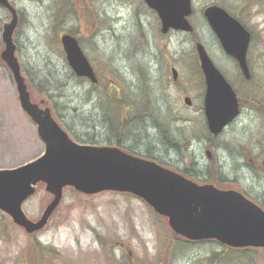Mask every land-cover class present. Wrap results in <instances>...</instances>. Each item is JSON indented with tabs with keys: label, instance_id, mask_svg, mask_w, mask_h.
Here are the masks:
<instances>
[{
	"label": "rangeland",
	"instance_id": "rangeland-1",
	"mask_svg": "<svg viewBox=\"0 0 264 264\" xmlns=\"http://www.w3.org/2000/svg\"><path fill=\"white\" fill-rule=\"evenodd\" d=\"M10 1L20 16L15 44L32 99L52 108L74 141L115 145L118 137L112 121L118 125L120 116L114 115L118 109L112 99L120 90L132 101L131 115H124L131 121V133L122 140L127 143L125 150L136 146L139 157L150 155L170 169L193 175L189 176L199 184L236 189L264 209L263 108L258 105L257 113L245 109L219 137V148L209 150L194 63L196 42H201L217 66L234 70L201 15L212 2L236 8L243 0H193L199 41L183 32L163 35L157 15L145 0ZM253 20L262 35L252 55L264 71V16L258 14ZM10 21L11 15L0 7V170L21 167L45 152L37 127L22 111L13 75L1 58L3 28ZM75 29L98 84L76 77L67 62L60 37ZM173 68L183 81L174 82ZM261 69L257 74L263 75ZM261 89L264 95V80ZM185 93L194 102L192 108L184 105L181 97ZM137 104L145 114L136 109ZM151 104L158 119L145 117ZM167 124L176 139L169 140L176 142L171 150L163 146ZM51 199L44 186H39L24 211L37 221ZM158 217L131 194L84 196L68 189L47 227L33 236L0 211V264H37V260L40 264H166L162 262L164 250L170 256L168 264H264V250L236 255L216 242H170L165 247L176 237ZM37 244L51 253H37Z\"/></svg>",
	"mask_w": 264,
	"mask_h": 264
},
{
	"label": "water",
	"instance_id": "water-1",
	"mask_svg": "<svg viewBox=\"0 0 264 264\" xmlns=\"http://www.w3.org/2000/svg\"><path fill=\"white\" fill-rule=\"evenodd\" d=\"M162 21V32L170 29L192 32L187 21L191 0H145ZM12 21L4 26L5 50L2 60L11 70L17 85L21 108L34 122L45 144V153L37 160L11 170H0V210L28 234L43 230L63 200L64 190L93 196L104 192L132 194L146 202L171 229L190 241L216 240L235 248L264 249V210L236 190H221L214 185H199L156 162L131 155L116 147L80 145L65 132L50 108L32 101L21 65L16 56L14 33L19 17L9 0H0ZM205 16L219 38L223 50L235 58L246 76L249 74L247 52L250 34L226 11L207 8ZM61 43L68 63L77 77L98 82L78 40L64 35ZM207 92L205 115L209 131L220 135L240 116L236 94L211 61L204 45L197 46ZM174 80L178 73L173 69ZM186 104L191 105L189 98ZM264 165V160H263ZM43 183L53 196L40 220L31 221L23 210Z\"/></svg>",
	"mask_w": 264,
	"mask_h": 264
},
{
	"label": "flooded vegetation",
	"instance_id": "flooded-vegetation-1",
	"mask_svg": "<svg viewBox=\"0 0 264 264\" xmlns=\"http://www.w3.org/2000/svg\"><path fill=\"white\" fill-rule=\"evenodd\" d=\"M244 1V0H243ZM241 1V5H239L236 8H232L229 6H221L220 2H212L210 5L206 6L203 11H202V15L203 18L204 17V10L209 7V6H221L232 18H234L236 21H238V23L250 34L251 37V44H250V48L248 50V55H247V63H248V68H249V74L248 76L245 75V73L243 72V70L241 69V67L239 66L238 62L232 58L227 56L224 52L223 54L225 55V57L230 60L233 63L234 66V70L228 72L225 71L224 69H222L220 66H217V64L215 63L216 67L219 69V71L222 73V75L224 76V78L226 79V81L230 84V86L232 87V89L234 90L239 105H240V111L243 115L244 110L247 109L251 112L257 113V108L258 105L260 107H262L263 109H261V113L264 114V95H263V89H261V83L264 80V71H262L260 65H259V59L253 54V45L256 42L257 37L262 35V29L259 28V24H255L253 17L257 16L258 14L260 16H264V0H245L244 2ZM226 4V2H225ZM237 9V10H235ZM19 13V12H18ZM195 12L193 10L192 16L190 17V22L192 24V26L194 27V32L193 33H187L189 35H191L193 38L199 40V34L196 31V26L195 23H193V18H194ZM206 20V19H205ZM207 21H205L206 23ZM208 25V23H206ZM208 28L211 32V35L213 36V38L215 40L218 41L217 36L213 33V31L210 29L209 25ZM222 50V49H221ZM194 57H195V65H197L198 67V89L201 88L202 94L199 97V99L201 100L203 107L201 108V113L203 114L204 118V101H205V97H206V79H205V75L203 73L201 64H200V59L198 57V53L195 50L194 51ZM182 65L180 64V67ZM261 69L260 72L263 75H259L257 74L258 69ZM179 71V70H178ZM193 73V72H192ZM180 81H183V78L180 76V72L177 78L176 83H179ZM188 93V92H187ZM187 93L182 94L183 96L181 97L183 100H185L186 98H190L191 99V106L189 108H192L194 105V102L192 100V98L190 96L187 95ZM185 105V103H184ZM219 144L218 139H214L213 142L214 143ZM176 143V142H175ZM217 145L216 148H219V145ZM176 145V144H175ZM174 145V147H176ZM179 146H181V143L179 144ZM183 152V151H181Z\"/></svg>",
	"mask_w": 264,
	"mask_h": 264
},
{
	"label": "trees",
	"instance_id": "trees-1",
	"mask_svg": "<svg viewBox=\"0 0 264 264\" xmlns=\"http://www.w3.org/2000/svg\"><path fill=\"white\" fill-rule=\"evenodd\" d=\"M69 33H71V34H73L74 36H78V32H77V30L75 29V30H69ZM80 40V39H79ZM114 99H112V101H114V104H115V107H117V109H118V112H117V114H118V116H120L119 117V123H118V125H116L113 121H112V123H113V126H114V130L116 131V134H117V141L114 143L115 144V146H117V147H120V148H122V149H126V148H128L127 147V143H124L122 140H123V137H125L128 133H131V132H129V128H131L130 126H129V124L131 123V121H129L128 119H126V117L124 116V115H126V113H129L130 114V112H132L131 111V108H130V105H131V102L132 101H130V100H128V98H127V96H124L123 95V93L120 91V90H118L117 92H116V94L114 95ZM144 103V102H143ZM145 104V103H144ZM145 108H146V104H145ZM123 109V110H122ZM136 109L137 110H139L140 109V107H139V105L137 104L136 105ZM149 110L148 111H146L145 110V112H148V113H146V115H145V117H150L151 118V116H153V118L154 117H156L154 114H153V105L151 104V105H149V108H148ZM140 112H142V114H145L144 113V110H142V109H140L139 110ZM147 114H149V115H147ZM131 115V114H130ZM156 119H158L157 117H156ZM137 120V119H136ZM116 122V121H115ZM164 133L167 135V139H169V136H168V128L167 127H165V130H164ZM171 134H172V132H171ZM128 136H129V134H128ZM210 142H211V145L213 146L214 144H213V142H212V140H209ZM165 142H166V140H165ZM165 142H164V144H163V146H165V147H167L166 146V144H165ZM91 145H95V144H91ZM131 149L130 150H128L127 149V151L129 152V153H131V154H134V155H137V153H136V149H137V147L136 146H134V147H130ZM168 148V147H167ZM138 156V155H137ZM147 159H150V160H153V161H156V162H158L159 164H161V165H163V166H166V164H164V163H162V162H160V161H157V159H155V158H153L152 156H150V155H148L147 157H146ZM220 183H221V181H220ZM246 195V194H245ZM159 218V217H158ZM160 219H162V220H164L165 222H166V220L165 219H163V218H161L160 217ZM166 227H167V229H170L169 228V226H168V224H167V222H166ZM174 236L176 237V239H175V242H174V240L172 239V241H169V242H166V245H165V247L166 246H168V243H170V242H173L174 244H179L180 242H181V244L180 245H182V244H184V243H187L186 241H183L181 238H179L177 235H175L174 234ZM184 242V243H183ZM174 246V245H173ZM178 247V246H177ZM226 249V252L228 253V252H233V253H235L236 255H240V254H243V255H246V253H257V251L258 250H255V249H247V250H233V249H229V248H225ZM44 251L45 252H47V253H51V251H49V250H46L42 245H40V244H37L36 245V252L37 253H44ZM165 252L162 254V262H165L166 264H168V262H169V259H170V256L169 255H167V252H166V250H164ZM175 253V252H174ZM171 256L173 257V255H172V252H171ZM215 258L214 259H216L218 256L217 255H215L214 256ZM226 256H225V254L222 256L221 255V258L223 259V258H225ZM39 259V258H38ZM221 261V260H220ZM36 263L37 264H40V262H39V260H37L36 261ZM170 264V263H169Z\"/></svg>",
	"mask_w": 264,
	"mask_h": 264
},
{
	"label": "bare ground",
	"instance_id": "bare-ground-1",
	"mask_svg": "<svg viewBox=\"0 0 264 264\" xmlns=\"http://www.w3.org/2000/svg\"><path fill=\"white\" fill-rule=\"evenodd\" d=\"M10 1V0H9ZM0 7H2V6H0ZM145 103V102H144ZM149 109H147V111H148ZM147 118V117H146Z\"/></svg>",
	"mask_w": 264,
	"mask_h": 264
}]
</instances>
